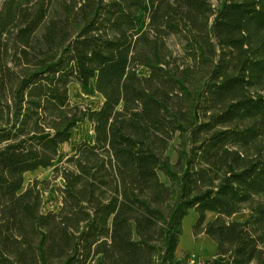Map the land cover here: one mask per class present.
<instances>
[{"label": "trees", "instance_id": "1", "mask_svg": "<svg viewBox=\"0 0 264 264\" xmlns=\"http://www.w3.org/2000/svg\"><path fill=\"white\" fill-rule=\"evenodd\" d=\"M92 81L101 107L74 104ZM85 121L44 213L25 175ZM191 209L217 245L204 264H264V0H5L0 264H183Z\"/></svg>", "mask_w": 264, "mask_h": 264}, {"label": "rangeland", "instance_id": "2", "mask_svg": "<svg viewBox=\"0 0 264 264\" xmlns=\"http://www.w3.org/2000/svg\"><path fill=\"white\" fill-rule=\"evenodd\" d=\"M5 0H0V8L3 5V2ZM148 20L146 19L145 15H141V24L142 29H145L147 26ZM171 45L172 49L176 51L177 54H182V49L179 43L175 38L171 39ZM144 72V71H142ZM94 82V81H93ZM91 83L89 89H82L77 84H71L70 87H77L81 90V97H75L73 92L71 93V98L74 104H82L85 106L92 107L93 109H98L101 107L104 97L98 93L96 90V82ZM94 131L92 128V125L89 121H85L80 123L77 128L75 129V133L71 139L70 142L64 144L61 147L60 154L56 161L53 163V165L49 168H39L36 171L29 172L25 175V185H24V191L29 187L30 184H32L35 181L40 182V189L42 191V195L44 197V204H43V212L48 213L50 211H58L62 207V198L59 193V189L65 185V181L61 177H55V168L57 166L63 165L67 158L75 153L79 143L85 140H93ZM179 143V140L177 139L174 142V145L176 146ZM170 156L172 157L173 161H176L177 154L174 151V149H171L169 152ZM207 221H212L216 215H213V213H207L206 215ZM199 218V214L194 210L191 209L188 216L184 220V228H186L187 237L184 242V245L180 247L178 251V256L183 261V264H204V262L208 259H211L214 257L215 254L208 253H197L194 251L191 242V238H193V241L197 242L198 240L195 238L193 234V228ZM247 214H240L234 217V220H246ZM190 223H192V226H190ZM184 235V233H183ZM183 237V236H182ZM182 240V238H181ZM181 245V241H180ZM179 245V246H180ZM201 245H204L207 249H209L206 242L201 241ZM104 264L100 259H97L95 264Z\"/></svg>", "mask_w": 264, "mask_h": 264}, {"label": "bare ground", "instance_id": "3", "mask_svg": "<svg viewBox=\"0 0 264 264\" xmlns=\"http://www.w3.org/2000/svg\"><path fill=\"white\" fill-rule=\"evenodd\" d=\"M70 89H71V93L73 92L75 97H77V98L81 97V90L80 89H78L77 87H70ZM244 214H247V218L250 217V215H251V213H244ZM213 215H217V213H213ZM186 237H187V233H186V228H185L184 235L182 237L181 245L179 246V248L184 245ZM191 242H192L191 243L192 244L191 247H193L194 251H196L197 253H203V254L207 253V248L204 245H201V241L200 242H195V241H193V238H191Z\"/></svg>", "mask_w": 264, "mask_h": 264}, {"label": "crops", "instance_id": "4", "mask_svg": "<svg viewBox=\"0 0 264 264\" xmlns=\"http://www.w3.org/2000/svg\"><path fill=\"white\" fill-rule=\"evenodd\" d=\"M208 213H210V212H208ZM190 226H192V223H190ZM192 228H193V226H192ZM184 230H185V228H184ZM197 240H198L197 242L203 241V242H206L207 243L209 249H207V253L206 254H208L209 252L210 253H213V254H216V252H217V245H216V243L208 235L203 234ZM179 249L180 248H178V251H179ZM178 251H177V254H178ZM98 259L101 260V258H98ZM220 264H223V263H220Z\"/></svg>", "mask_w": 264, "mask_h": 264}]
</instances>
